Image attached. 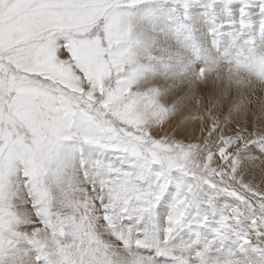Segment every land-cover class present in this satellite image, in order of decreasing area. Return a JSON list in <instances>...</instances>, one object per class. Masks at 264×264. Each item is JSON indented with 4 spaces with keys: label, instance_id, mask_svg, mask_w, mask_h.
I'll return each instance as SVG.
<instances>
[{
    "label": "snow or ice",
    "instance_id": "obj_1",
    "mask_svg": "<svg viewBox=\"0 0 264 264\" xmlns=\"http://www.w3.org/2000/svg\"><path fill=\"white\" fill-rule=\"evenodd\" d=\"M221 64L264 0H0V264H264V127L180 115Z\"/></svg>",
    "mask_w": 264,
    "mask_h": 264
},
{
    "label": "rangeland",
    "instance_id": "obj_2",
    "mask_svg": "<svg viewBox=\"0 0 264 264\" xmlns=\"http://www.w3.org/2000/svg\"><path fill=\"white\" fill-rule=\"evenodd\" d=\"M220 66H222L219 69V72L222 69L221 79L223 80L224 79V76H225V79L224 80H227V74H228V71H229L228 65L221 64ZM217 71H218V69H217ZM239 78L242 79L244 81L243 84H247L248 87L251 84H257V86L258 85L259 86H262V89L260 91H254V92L250 91V88H253V87H250V88H248V93H251L252 96L256 95V96H261L262 98H264V83L256 82L253 78H250L247 73L244 74V72L239 73ZM199 85H200V83L198 84V86ZM231 86H232V93L230 94L228 100L223 101L224 98L221 99L222 101L221 100H217V98L214 100L213 96H211V93L213 95V89H212V87H208V88L206 87L202 91L199 90L197 92V97L194 100L195 101V106L193 105L194 102H192V106H194V108H195L197 106V101L198 100L200 101L202 99V102H200V104L206 108V111H207V109H209V106L210 105H214V106H217L218 109H219V111L220 112H223L224 114H227L230 110H233L234 108H236L237 106H239V113H238V115L240 116L242 123L246 119L250 124L254 122L258 127H264V115H261L260 113L254 114V113H251L250 112V114L248 116V110H249V108H247V113L246 114H243V112H242L243 109L245 107H247L248 105L241 104L240 103V100L242 98H247V94H248L247 91L244 88L238 87V85L231 84ZM198 94L199 95L202 94V95L201 96H198ZM203 95H205V96L202 97ZM200 104H199V108L196 109V112L203 113L204 110H203V107L200 106ZM192 106H188L186 104V107L184 109H187V110L185 112L182 110V112H181L182 114H180V115H183V113L192 112L193 110L190 111V109H192ZM260 111H261V109L259 107L258 108V112H260ZM244 116H248V117H244ZM205 122H207V117L205 118Z\"/></svg>",
    "mask_w": 264,
    "mask_h": 264
},
{
    "label": "bare ground",
    "instance_id": "obj_3",
    "mask_svg": "<svg viewBox=\"0 0 264 264\" xmlns=\"http://www.w3.org/2000/svg\"><path fill=\"white\" fill-rule=\"evenodd\" d=\"M222 66H219L217 69H218V71H217V69L215 70V71H211V72H209L208 74H207V76H206V80H205V84L204 85H202V84H200L199 86H198V84L199 83H197L196 84V86H195V88H192V89H189V85L187 84V83H185V85H184V90L185 91H188L189 92V96L191 97V98H189V99H186L185 101H184V104L186 105H188V106H192V102H194V106H195V98L197 97V92L199 91V90H203L204 88H208V87H212V89H213V95H212V93H211V96H213V98H214V100L217 98V100H221L222 98H224L223 99V101H225V100H228V98H229V96H230V94L232 93V86H231V84H230V82L228 81V79L227 80H224L225 79V76H224V79L222 80L221 79V73H222V69H221V71L219 72V69L221 68ZM229 68V67H228ZM245 74V73H244ZM251 84V83H250ZM235 85V84H234ZM238 87H241V88H244L246 91H247V93H248V88H250V87H253V88H250V91H252V92H254V91H260L261 89H262V86H257V84H251V85H249V87H248V85L247 84H240V85H238ZM209 92V91H208ZM212 92V91H211ZM180 94H182V93H180ZM200 94V93H199ZM198 94V96H201V95H199ZM205 95H203L202 97H204ZM200 99V98H199ZM205 100V99H204ZM222 101V100H221ZM200 102H202V99L200 100ZM215 103V102H214ZM240 103L241 104H246V105H248L247 107H245L244 109H243V114H246L247 113V108H249V110H248V116H249V114H250V112L251 113H254V114H258V113H260L261 115H264V98H262L261 96H256V95H254V96H252V94L251 93H248L247 94V98H242L241 100H240ZM194 106H192V109H190V111H192L191 113H196V109H198V107L196 106L195 108H194ZM200 106H202L201 104H200ZM206 106V105H205ZM241 106V105H240ZM203 107V110H204V112L206 111V108L204 107V106H202ZM260 107V109H261V111L260 112H258V108ZM188 108V107H187ZM222 108V107H221ZM187 109H183V111L185 112ZM208 110V109H207ZM203 112V113H204ZM180 114H182V113H180ZM184 114V113H183ZM248 116H244V117H248ZM206 118V117H205ZM189 124L190 125H192V124H195V126L196 127H199V124H198V122H196V121H189Z\"/></svg>",
    "mask_w": 264,
    "mask_h": 264
}]
</instances>
